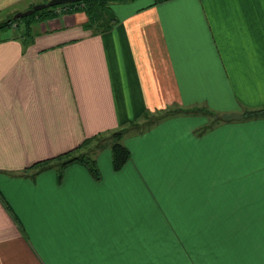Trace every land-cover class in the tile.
<instances>
[{
	"label": "crops",
	"instance_id": "obj_1",
	"mask_svg": "<svg viewBox=\"0 0 264 264\" xmlns=\"http://www.w3.org/2000/svg\"><path fill=\"white\" fill-rule=\"evenodd\" d=\"M46 1L0 0V22ZM149 5L0 35V264H264V116L185 114L264 109V0ZM152 115L120 171L101 149L100 181L70 164L58 182L61 155ZM155 190L179 198L178 234Z\"/></svg>",
	"mask_w": 264,
	"mask_h": 264
},
{
	"label": "rangeland",
	"instance_id": "obj_2",
	"mask_svg": "<svg viewBox=\"0 0 264 264\" xmlns=\"http://www.w3.org/2000/svg\"><path fill=\"white\" fill-rule=\"evenodd\" d=\"M49 1L50 0L46 1L45 3L49 2ZM152 2H153V0H129V1H126L124 3L117 2L115 4L105 2L103 7L101 9H98L99 10L98 12H97V10H94V9H91V11H89V6H88V4H86V11H88V13H92L95 18H100V20H105L106 18H111V17L115 18V15L120 16L123 13L126 14L128 12H133L136 9H139L140 7L151 4ZM45 3H42V4H45ZM35 4L38 5L39 3H35ZM35 4H33L32 7L35 6ZM57 7H62V5L57 6ZM52 8H54V7L46 8V9L37 11L35 13V15H29V16H26L23 18H19L18 22H22V23L23 22H29V25H30L32 31H37L40 23H42L45 19L42 12L46 11L48 9H52ZM27 10H29V9H27ZM24 11H26V10H23L20 12H24ZM3 21H5V20H3ZM6 32H7V30L1 31L0 35L2 36V34H5ZM185 114H187V115L188 114H197V115L204 116L208 120V122H206L205 127H204L205 131H206V130L214 129L215 127H217V125L222 124L224 121H230L232 119H241V116L243 113H239L237 115H227V116L223 115L226 118L225 119L223 116H218L217 114H214L212 112L207 111L205 108L196 107L194 109V111H191V112H188ZM167 116H169V115H167ZM154 117H155V115L148 116V118L145 121L137 122V124H135V125H131V126L128 125L124 128H120L119 130H117L113 134L100 135L96 140L91 141L89 144L83 146L81 148L80 152L76 153L75 155H78L80 153H88L89 155H94V154L98 153L99 151H101V149H103L104 152H109L108 146L113 142L114 138H117V136L119 134H121V137L124 136L119 142L124 143V141L126 139L125 135L128 132L131 131V133H129L131 135V134L135 133L136 131H138V129H141V130L145 129L146 127L150 126L149 124L151 123V120ZM241 120H243V119H241ZM133 127H136L137 129L133 128ZM126 129H127V131H125L124 135H122V133ZM129 134H127V135H129ZM99 144H102V146H103L101 149L96 147ZM104 147H106V148H104ZM65 156L67 157V155H65ZM114 172H117V171H114ZM151 193H152V201H153V204L156 208V216L158 219V226H159L160 230L163 232H167L169 234H178V232L180 231V210L178 207V199L179 198L178 197H176V198L171 197L168 194H166L165 192L160 191V190H155V191H152ZM168 202H171V206H168ZM182 258H183L182 255H180V254L176 255L177 263L180 264V260ZM197 264H199V263L197 262Z\"/></svg>",
	"mask_w": 264,
	"mask_h": 264
},
{
	"label": "trees",
	"instance_id": "obj_3",
	"mask_svg": "<svg viewBox=\"0 0 264 264\" xmlns=\"http://www.w3.org/2000/svg\"><path fill=\"white\" fill-rule=\"evenodd\" d=\"M126 1H129V0H84L82 2H78V3H74V4H65V5H62V7L56 6L52 9H48L46 11H43L42 14L45 17L44 21L51 20V19L55 18V16L57 15V13L55 12L56 9H59V11L62 12V9H65V8L80 6L83 10H85V12L87 14H89V16H90L89 18L91 19V23H93L95 21V19L97 21H100V18H95L92 13H88V11H86V4H88V6H89V11H91V9H94V10H97V12H98L99 11L98 9H101L103 7V5L105 4V2L115 4L117 2L124 3ZM165 1H167V0H153V2L149 6L156 5V4L165 2ZM65 11H66V9H65ZM35 13L36 12H34L31 15H35ZM16 23H18V20H11V18L6 19L3 22H0V32L9 29L10 27H12V25H14ZM26 23L29 24V22H26ZM263 116H264V109L254 110V111H245V112H243L241 119L246 120V119L263 117ZM151 123L153 124L154 121H152ZM151 123L149 125H151ZM134 124H137V122H131L128 125L131 126ZM125 131H127V129L124 130L122 135H124ZM100 135H103V134H98V135L92 136L91 138H86L76 149L74 148L75 150H69L68 152L61 155V158H59V160H60V162H59L60 163V169L59 170L60 171H59V174L57 176L58 182H60L62 180L64 170L70 164H79V165L83 166L87 170V172L91 175L93 180H95L97 182L101 180V173H100L99 168L97 166L95 155H89L88 153H80L78 155H75L76 153L80 152V150L83 146L89 144L91 141L96 140ZM123 137L124 136L121 137V134H119L117 136V138H114L113 142L108 146L110 156H111V167H112V170H114V171H119L127 163V161L130 158L129 150L124 146L123 143L119 142ZM96 147L101 149L103 146H102V144H99ZM104 148H106V147H104ZM65 155H67V157ZM62 157H64V158H62ZM47 161H45L43 163H46Z\"/></svg>",
	"mask_w": 264,
	"mask_h": 264
},
{
	"label": "water",
	"instance_id": "obj_4",
	"mask_svg": "<svg viewBox=\"0 0 264 264\" xmlns=\"http://www.w3.org/2000/svg\"><path fill=\"white\" fill-rule=\"evenodd\" d=\"M82 1L84 0H50L47 3L44 2L45 4L40 3L38 5H35L31 7V9L29 8V10H26L24 12H16L15 14L12 15L11 20H18L19 18L29 16L33 14L34 12H37V11H40L46 8L56 7V6L65 5V4H74V3H78Z\"/></svg>",
	"mask_w": 264,
	"mask_h": 264
},
{
	"label": "built area",
	"instance_id": "obj_5",
	"mask_svg": "<svg viewBox=\"0 0 264 264\" xmlns=\"http://www.w3.org/2000/svg\"><path fill=\"white\" fill-rule=\"evenodd\" d=\"M13 26V28L15 27V24L14 25H12Z\"/></svg>",
	"mask_w": 264,
	"mask_h": 264
}]
</instances>
